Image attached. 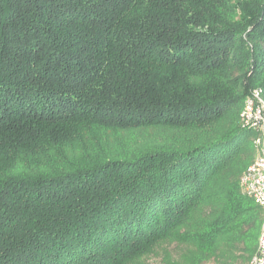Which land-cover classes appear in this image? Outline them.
Returning a JSON list of instances; mask_svg holds the SVG:
<instances>
[{
    "label": "trees",
    "instance_id": "1",
    "mask_svg": "<svg viewBox=\"0 0 264 264\" xmlns=\"http://www.w3.org/2000/svg\"><path fill=\"white\" fill-rule=\"evenodd\" d=\"M257 86L264 0H0V264H249Z\"/></svg>",
    "mask_w": 264,
    "mask_h": 264
},
{
    "label": "built area",
    "instance_id": "2",
    "mask_svg": "<svg viewBox=\"0 0 264 264\" xmlns=\"http://www.w3.org/2000/svg\"><path fill=\"white\" fill-rule=\"evenodd\" d=\"M238 120L252 132L251 142L256 149L255 158L239 175V188L262 213L257 246L249 264H264V93L260 87L249 90Z\"/></svg>",
    "mask_w": 264,
    "mask_h": 264
},
{
    "label": "rangeland",
    "instance_id": "3",
    "mask_svg": "<svg viewBox=\"0 0 264 264\" xmlns=\"http://www.w3.org/2000/svg\"><path fill=\"white\" fill-rule=\"evenodd\" d=\"M257 87H259V86H257ZM99 132L100 131H95V133H94V138L96 139L95 142L98 141V142H100L102 144L106 143V146L109 147L108 143L105 142L104 139H102L103 136H105L104 133L101 134ZM117 139L119 140V138H117ZM250 139H251V137H249L247 141L245 140V142L243 144L242 154L239 155V158L241 160V164L239 163L240 164V167H241L240 168V171L244 167L245 164L250 163L255 158V156H256V149L254 148V146H253L252 142L250 141ZM125 142H130V141L128 140V138H125ZM113 145L116 147V148H114L115 151L116 150H122V147L120 145V142H118L117 140H115L113 142ZM117 152H119V151H117ZM258 235H257V238H256V241L257 242H258ZM160 243H161V240L160 239H156V240H154V243H151V244H153L154 246L155 245L157 246ZM165 245H166V243H162L159 246H157V248H161V247L162 248H183V245H180V244L175 243V242L174 243H171L169 245H166V246ZM239 248H243V246L240 244L239 245ZM239 254H240V252H236V256H240ZM145 263L146 264H163L161 262V258L158 255H153V256L147 258ZM203 264H214V263L207 262V263H203ZM233 264H246V262H242V259L237 257L235 263H233Z\"/></svg>",
    "mask_w": 264,
    "mask_h": 264
}]
</instances>
